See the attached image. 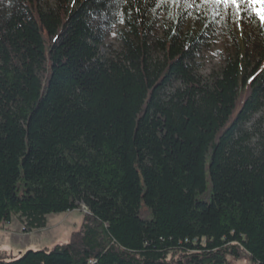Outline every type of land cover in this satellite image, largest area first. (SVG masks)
<instances>
[{
  "label": "trees",
  "instance_id": "trees-1",
  "mask_svg": "<svg viewBox=\"0 0 264 264\" xmlns=\"http://www.w3.org/2000/svg\"><path fill=\"white\" fill-rule=\"evenodd\" d=\"M242 8L0 0V227L87 209L0 264H264V24Z\"/></svg>",
  "mask_w": 264,
  "mask_h": 264
},
{
  "label": "rangeland",
  "instance_id": "rangeland-1",
  "mask_svg": "<svg viewBox=\"0 0 264 264\" xmlns=\"http://www.w3.org/2000/svg\"><path fill=\"white\" fill-rule=\"evenodd\" d=\"M259 3V2H258ZM108 42L115 43V35L112 34ZM221 46V42H215L206 56V65H216L215 51ZM87 209L84 205L75 211L65 214H51L47 216L46 226L31 233L24 231L23 224L16 217L11 223H5L0 227V250L8 254L18 255L28 249L52 248L57 244L67 242L74 231L81 225ZM233 259V258H231ZM233 264H252L247 258L233 261Z\"/></svg>",
  "mask_w": 264,
  "mask_h": 264
},
{
  "label": "snow or ice",
  "instance_id": "snow-or-ice-1",
  "mask_svg": "<svg viewBox=\"0 0 264 264\" xmlns=\"http://www.w3.org/2000/svg\"><path fill=\"white\" fill-rule=\"evenodd\" d=\"M174 4L179 3H189V0H172ZM195 0H192L194 3ZM201 2L205 5H215L217 8L223 7L226 11L229 9H235V15L237 17V21L241 18V12L243 11L242 6H247V8L251 9L252 12L255 13L256 17L264 24V0H201ZM261 4L260 10H257L254 5L257 3ZM239 26V23L237 24Z\"/></svg>",
  "mask_w": 264,
  "mask_h": 264
}]
</instances>
